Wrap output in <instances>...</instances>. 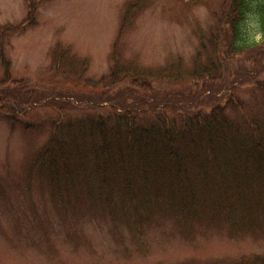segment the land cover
<instances>
[{"label":"rangeland","instance_id":"1","mask_svg":"<svg viewBox=\"0 0 264 264\" xmlns=\"http://www.w3.org/2000/svg\"><path fill=\"white\" fill-rule=\"evenodd\" d=\"M37 1L29 15L26 0H0V79L9 81L15 99L46 97L23 113L10 106L0 109V264H206L264 256V194L243 208L232 199L218 203L211 192L192 215L183 217L163 200L145 205L117 196L110 202L95 193L88 197L83 183L73 193L53 197L47 174L32 165L53 133L64 134L70 123L109 114L99 97L105 92L120 97L124 87L102 81L110 72L113 45L121 62L143 69L177 62L191 69L197 53L199 63H205L199 41L213 30L219 0L204 5L179 0ZM128 4L134 7L119 34ZM7 26L20 28L9 32ZM247 28L255 31L256 26L249 22ZM56 44L68 48L64 60L50 58ZM247 58L224 66L223 87L232 90L230 102L226 91L219 100H207L203 112L218 106L232 123L248 119L264 124V93L248 81L252 67ZM152 85L159 93L183 87L165 81ZM188 89L185 83L179 91ZM64 97L91 101V107L67 106ZM166 115L178 119L175 112ZM151 119L142 117L144 123ZM113 193L117 195L115 186Z\"/></svg>","mask_w":264,"mask_h":264},{"label":"trees","instance_id":"2","mask_svg":"<svg viewBox=\"0 0 264 264\" xmlns=\"http://www.w3.org/2000/svg\"><path fill=\"white\" fill-rule=\"evenodd\" d=\"M26 1L30 15L38 1ZM179 1L204 5L210 0ZM134 4H128L119 34ZM213 15V30L202 34L199 41L205 63H199L197 53L191 69H184L179 62L143 69L121 62L113 45L110 72L102 81H109L110 87H124L120 97L113 98L107 92L99 97V104L107 102L109 114L98 115L96 121L70 123L64 134L53 133L33 158L36 171L50 179L53 197L73 193L74 187L83 183L88 197L95 193L110 202L117 196L145 205L163 200L185 217L211 192L216 193V202L232 199L243 208L255 204L256 195L264 194V124L248 119L241 125L232 123L218 106L202 110L207 100H219L226 93L224 66L240 56L248 57L252 67L246 74L248 81L264 93V0H219ZM249 22L255 24V31L247 28ZM7 27L9 32L20 28ZM65 57L68 48L56 44L50 58L60 61ZM78 64L85 70L84 61ZM258 76L261 79L257 80ZM232 80L236 85L239 79ZM162 81L183 84L181 89L187 83L189 89L155 92L152 84ZM7 83L0 79V109L10 106L15 113H23L33 102L46 99L32 94L15 99ZM231 91H227L229 102ZM64 101L70 107H91V101L83 99ZM167 111L177 113L178 119L167 116ZM143 115L152 119L144 123ZM206 264H264V256Z\"/></svg>","mask_w":264,"mask_h":264}]
</instances>
